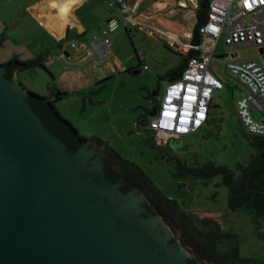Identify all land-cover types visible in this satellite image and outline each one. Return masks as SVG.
Returning <instances> with one entry per match:
<instances>
[{
  "label": "water",
  "instance_id": "water-1",
  "mask_svg": "<svg viewBox=\"0 0 264 264\" xmlns=\"http://www.w3.org/2000/svg\"><path fill=\"white\" fill-rule=\"evenodd\" d=\"M47 52L26 63L0 64V264H217L139 189L126 187L45 100L28 93L15 74ZM259 161L261 169L245 188L230 184L225 167H176L179 176L222 172L230 208L255 195L252 209L264 226Z\"/></svg>",
  "mask_w": 264,
  "mask_h": 264
},
{
  "label": "rangeland",
  "instance_id": "rangeland-1",
  "mask_svg": "<svg viewBox=\"0 0 264 264\" xmlns=\"http://www.w3.org/2000/svg\"><path fill=\"white\" fill-rule=\"evenodd\" d=\"M262 10L264 11V6ZM79 14L81 16L80 12ZM122 31L124 30L118 29L104 34L99 30L97 37L107 39L110 49L109 56L98 64L99 69L106 60L110 61L113 69L107 70L104 75L100 74L102 79L94 83L86 82L81 68L92 73L94 69H91V60L90 68L88 61L76 65L74 59L62 58L59 53L62 48L56 47L45 58V68L35 66L20 71L17 77L28 90L41 96L53 97L54 89L65 92L62 99L55 101L54 105L80 135L99 137L122 158L136 162L161 192L178 203L182 210L190 212L192 218L213 216L221 224L223 231H231L238 236L241 255L264 258V240L255 235L249 216L242 210L239 213L229 210V192L222 183L220 174L210 177L199 174L179 176L177 169L201 170L211 163L227 166L235 176L238 165L247 164L251 156L258 153L259 145L254 146L249 142L233 105L234 100L245 95V88L235 75L224 73V63L234 58L254 57L258 47L237 48V55L232 56L234 51L230 46L224 45L221 39L211 66L223 80L224 86L221 90L213 91L207 122L190 134L158 145L152 138L147 122L143 125L139 120L155 100L159 101L167 83L165 76L181 62L182 52L141 30L131 28L129 35H124ZM9 32L15 34L17 30ZM0 36L3 40V36ZM71 38L76 41L83 39L76 33H72ZM86 40L88 44L93 39ZM1 42L3 50L0 58L4 60L6 54L14 51L9 49L12 44L7 38ZM63 42L65 40L61 41ZM54 45L56 46L55 41ZM15 50L27 52L29 47L22 43L15 46ZM67 50L71 52L72 47L68 46ZM136 52L142 56L140 64ZM57 54L59 55L56 57ZM144 66L146 67L143 68ZM132 69L138 72L133 73ZM250 115L256 121L263 116L256 108L250 110ZM89 147L103 157L101 147L90 143ZM260 149L264 153V142ZM167 217V221L187 241L201 250L194 236L185 233L180 220L171 215Z\"/></svg>",
  "mask_w": 264,
  "mask_h": 264
},
{
  "label": "built area",
  "instance_id": "built-area-1",
  "mask_svg": "<svg viewBox=\"0 0 264 264\" xmlns=\"http://www.w3.org/2000/svg\"><path fill=\"white\" fill-rule=\"evenodd\" d=\"M264 0H209L205 21L198 27V41H188L180 45L186 53L189 50L197 54L189 57L179 77L167 81L155 112L148 120V128L158 145L176 140L201 128L208 119L214 90L223 89V80L212 68V59L222 39L224 45L235 50L240 47L257 46L254 57L234 58L224 63V73L236 76L245 88V95L234 100L236 114L240 118L246 134L264 137ZM109 7H116L123 15L122 24L115 18H109L103 30L112 33L120 26L138 22L132 17L136 4L127 0H111ZM130 15L131 17H127ZM89 47L102 59L110 54L107 39L95 35ZM77 49L80 44L70 41ZM169 45L178 43L170 40ZM92 61V60H91ZM144 66L143 68H145ZM258 109L262 119L253 120L250 110Z\"/></svg>",
  "mask_w": 264,
  "mask_h": 264
},
{
  "label": "crops",
  "instance_id": "crops-1",
  "mask_svg": "<svg viewBox=\"0 0 264 264\" xmlns=\"http://www.w3.org/2000/svg\"><path fill=\"white\" fill-rule=\"evenodd\" d=\"M110 1L0 0V35L3 36V40L5 38L9 40L12 44L9 49L14 51L13 53L6 54L4 60L0 58V64L14 57L19 60L31 59L36 55H41L48 51L43 56L45 60L49 54L55 51L54 47L60 48L61 45L62 49L59 52L61 57L74 59L76 65H81L88 61L87 64L90 68L89 62L92 60L91 69H94L92 73L81 67L84 70L83 76L87 83H94L98 79H102L100 74L104 75L107 70H112L113 66L110 61L106 60L102 68L99 69L100 66L98 64L102 58L96 51L90 49L86 39H88L87 33L93 29H97L96 36L99 30L103 33L106 21L109 18L115 17L122 24V13L116 7H109ZM127 1L130 4H136L135 13L132 14V17L138 23L136 25L128 23L126 26H120L118 29H123L124 35H129L130 29L134 28L154 36L158 40L168 43V45L170 44V40H176L178 43H174V45L177 51L185 53L183 49H178V47L191 41L190 35L193 33L196 23V13L201 0ZM127 17L131 16L127 15ZM9 30H17V32L12 34ZM72 33H76L83 38L78 42L86 44V47L80 45V47L75 49L70 43L73 38L69 40ZM109 39L111 40V38ZM3 40L0 36V53L3 50V42H1ZM62 40H65V42L61 43ZM54 41L56 46L54 45ZM22 43H26L29 50L27 52H19L17 50L16 52L15 46H20ZM108 44L109 41L107 42ZM68 46L72 47L71 52L68 51L69 49L67 50ZM136 55L137 59L140 60L142 56L137 52ZM18 73H16V76ZM159 101L155 100L154 104L157 105Z\"/></svg>",
  "mask_w": 264,
  "mask_h": 264
},
{
  "label": "trees",
  "instance_id": "trees-1",
  "mask_svg": "<svg viewBox=\"0 0 264 264\" xmlns=\"http://www.w3.org/2000/svg\"><path fill=\"white\" fill-rule=\"evenodd\" d=\"M208 2L209 0H201L199 2V8L196 13V23L192 35V42L194 43L198 41V27L205 21ZM196 54L197 51L195 50H189L184 54L181 53L182 55L181 62L166 74L165 76L166 79L169 81L179 77L180 73L185 68L189 57L194 56ZM38 56L39 55H36L35 57L27 60H19L18 58L14 57L13 59L3 64L7 65L12 62L26 63L34 60ZM43 60L44 59L42 57L38 61V63L33 67L35 66L44 67L45 65L43 63L44 62ZM139 64H140V60H139ZM132 71L138 72V70L135 69L134 70L132 69ZM28 93L34 97H38L45 100L53 108L57 116L76 134L80 142L82 143L87 142L90 144H95L98 147H101L104 161L111 167L117 178L119 180H122L124 182V185L129 189L131 188L139 189L146 197V201L149 202L151 205H153L165 217L166 220H168L167 215H171V216L173 215L183 223L182 225L184 227H187V225H189L192 232L194 234L196 233L197 236L196 235L195 236L197 240L201 241V243L204 244V246L216 250V252L219 254V256L222 259L225 260L232 259L234 263L264 264V258L247 257L241 255L239 249L238 236L236 234L230 233L229 231L219 230V223L216 222L214 219L205 216L200 219H196L198 216L195 217V219L194 217L192 218V214L190 212L182 210L178 203H176L173 199L165 196L161 192V190L152 182V180L149 178L146 172L136 162L122 158L114 148L109 146L103 139L99 137L96 136L84 137L80 135L78 131L74 128V126L69 122V120L63 117L58 112V110L54 105L55 101L62 99L63 95L66 94L65 92H61L60 90L54 89V91H52L53 97L41 96L30 90H28ZM156 107L157 105L153 104L149 109H147L146 113L144 114V116L141 117L139 122L143 125H146L147 122V126H148V120L150 116L155 112ZM148 115L149 118H147ZM145 118H147V121L145 120ZM246 136L248 137L249 142L252 145L254 146H257V144L259 145L257 146V148H259L258 153L252 155L247 164L245 165L239 164L238 165L239 169L235 176L232 172H230L227 166L225 165L216 166L212 164L214 167H225L230 184L234 188H238L239 186L245 188L247 185H252L251 175L261 169V163L259 161L260 157L264 160V153L260 149L262 143L264 142V137L253 136L248 134H246ZM216 174H220L221 180L223 179L222 172L213 173L212 175H216ZM222 183L225 184L223 181ZM228 192H229V188H228ZM254 198L255 195H251L246 200H244L240 205L233 206L232 208H230L231 204H230V194H229L227 206L229 210L233 212L239 213L240 212L239 210H242L243 213L248 215L249 220L254 225L255 235L259 239L264 240L263 220L259 217H256L255 212L252 209ZM202 225L204 226V228L200 229L199 226ZM215 229L218 231L217 235L212 234L214 233Z\"/></svg>",
  "mask_w": 264,
  "mask_h": 264
},
{
  "label": "flooded vegetation",
  "instance_id": "flooded-vegetation-1",
  "mask_svg": "<svg viewBox=\"0 0 264 264\" xmlns=\"http://www.w3.org/2000/svg\"><path fill=\"white\" fill-rule=\"evenodd\" d=\"M70 39H72V38H69V40ZM72 40H74V39H72ZM18 78V77H17ZM151 131V130H150ZM210 217L211 219H214L213 218V216H210V215H203V217ZM172 217L173 218H175V219H178V218H176L175 216H173L172 215ZM200 218H202L201 216H198L196 219H200ZM215 220V219H214ZM216 222H218L217 220H215ZM214 227H215V225H214ZM199 228L200 229H202V228H204V226L202 225V226H199ZM183 229H184V231H185V233H191L193 236H194V238L197 240V238H196V233L194 234L193 232H192V230H191V228L189 227V225H187V227H184L183 226ZM219 230H222V228H221V224L219 223ZM230 233H233V234H235L234 232H231V231H229ZM217 233H218V231L215 229L214 230V233H212L213 235H217ZM196 235V236H195ZM197 243L199 244V246H200V249H201V251L205 254V255H207L210 259H212L215 263H220V264H246V263H234L233 261H232V259H229V260H225V259H222L220 256H219V254L216 252V250H214V249H210L209 247H207V246H204V244H202L201 243V241H199V240H197Z\"/></svg>",
  "mask_w": 264,
  "mask_h": 264
}]
</instances>
